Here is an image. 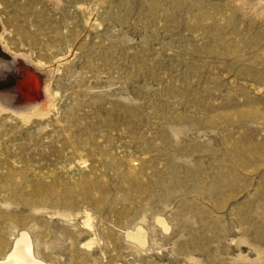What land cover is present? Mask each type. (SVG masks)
Wrapping results in <instances>:
<instances>
[{
  "label": "rangeland",
  "instance_id": "1",
  "mask_svg": "<svg viewBox=\"0 0 264 264\" xmlns=\"http://www.w3.org/2000/svg\"><path fill=\"white\" fill-rule=\"evenodd\" d=\"M0 40L42 105L0 106V260L264 264V0H0Z\"/></svg>",
  "mask_w": 264,
  "mask_h": 264
},
{
  "label": "bare ground",
  "instance_id": "2",
  "mask_svg": "<svg viewBox=\"0 0 264 264\" xmlns=\"http://www.w3.org/2000/svg\"><path fill=\"white\" fill-rule=\"evenodd\" d=\"M0 50L9 55V58L0 56V106L18 114L40 113L42 105L39 101L31 98L36 93L38 85V76L34 72L35 68L33 70L30 68V61L24 53H14L7 50L1 40ZM67 58V55L63 57L59 56L55 62L58 64L67 60ZM17 63L22 66L24 74L17 69ZM34 65L42 67L47 75L55 69V67L47 66L41 61H36ZM47 79H44L42 85H40L43 96H47ZM13 80L15 81L14 83ZM23 86L27 88L24 91ZM17 93H21L20 100L18 101L16 100ZM157 221L165 226L163 219L157 218ZM85 224L89 225L88 221ZM133 237L142 242L143 236L140 229L136 231ZM0 264H44V262L35 256L30 235L23 229L13 237L11 246L3 259L0 260Z\"/></svg>",
  "mask_w": 264,
  "mask_h": 264
},
{
  "label": "water",
  "instance_id": "3",
  "mask_svg": "<svg viewBox=\"0 0 264 264\" xmlns=\"http://www.w3.org/2000/svg\"><path fill=\"white\" fill-rule=\"evenodd\" d=\"M0 56H2V57H4V58H9V55L6 53V52H4L3 50H0ZM23 63H25L26 65H27V63L26 62H24L23 61ZM18 64V63H17ZM17 69L18 70H20L21 71V73H23L24 74V71L22 70V66L21 65H17ZM15 81L13 80V83H14ZM12 83V82H11ZM20 96H21V93H17V95H16V100L18 101V100H20ZM32 98V97H31Z\"/></svg>",
  "mask_w": 264,
  "mask_h": 264
}]
</instances>
